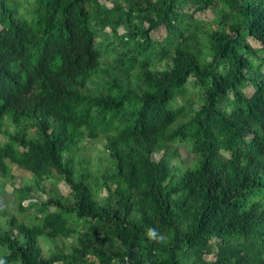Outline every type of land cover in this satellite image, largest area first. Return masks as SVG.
<instances>
[{
    "label": "trees",
    "instance_id": "obj_1",
    "mask_svg": "<svg viewBox=\"0 0 264 264\" xmlns=\"http://www.w3.org/2000/svg\"><path fill=\"white\" fill-rule=\"evenodd\" d=\"M12 166L4 264H264V0H0Z\"/></svg>",
    "mask_w": 264,
    "mask_h": 264
},
{
    "label": "rangeland",
    "instance_id": "obj_2",
    "mask_svg": "<svg viewBox=\"0 0 264 264\" xmlns=\"http://www.w3.org/2000/svg\"><path fill=\"white\" fill-rule=\"evenodd\" d=\"M107 5L110 7L111 3H107ZM162 34V32H159L156 34ZM253 44V42H251ZM188 96H195L197 97L198 89L194 88L192 85H188ZM184 101L179 99L178 104H182ZM8 131L10 133L13 132L12 127L9 125ZM182 157H187L188 152L187 149H183L181 151ZM92 155H95L94 151ZM95 166H97V163H94ZM29 186L32 188L30 194H34L39 199H46L47 195H50L51 197L55 196L57 192H61L62 194H65L68 192V187L64 185V183H51V182H45V188L46 193L38 190L35 188V185L32 181V178L30 175L25 172L24 170H21L15 166H12V170L7 177H0V197L2 198L3 206L5 207L6 211L8 212V215L16 214L18 216V211L16 207V200L14 196L12 195L13 190L17 192L19 189ZM55 188V190H50V188ZM19 218V216H18ZM81 231H83V227L80 228ZM70 242H72V239H67L65 241V245L67 246ZM41 247L44 252H46L49 249V246L41 242Z\"/></svg>",
    "mask_w": 264,
    "mask_h": 264
},
{
    "label": "clouds",
    "instance_id": "obj_3",
    "mask_svg": "<svg viewBox=\"0 0 264 264\" xmlns=\"http://www.w3.org/2000/svg\"><path fill=\"white\" fill-rule=\"evenodd\" d=\"M148 234L150 237H155L156 236V229L155 228H149ZM0 264H4V261L0 260Z\"/></svg>",
    "mask_w": 264,
    "mask_h": 264
}]
</instances>
